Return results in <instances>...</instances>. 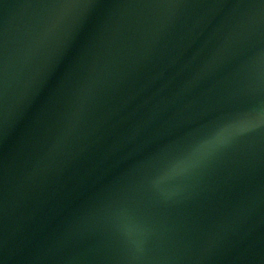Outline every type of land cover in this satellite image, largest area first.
Segmentation results:
<instances>
[{
  "label": "water",
  "instance_id": "1",
  "mask_svg": "<svg viewBox=\"0 0 264 264\" xmlns=\"http://www.w3.org/2000/svg\"><path fill=\"white\" fill-rule=\"evenodd\" d=\"M0 264H264V0H0Z\"/></svg>",
  "mask_w": 264,
  "mask_h": 264
}]
</instances>
